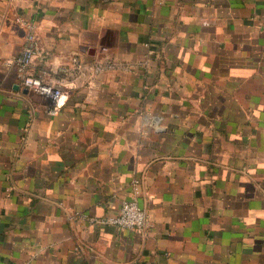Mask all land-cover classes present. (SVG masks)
<instances>
[{"label": "crops", "instance_id": "1", "mask_svg": "<svg viewBox=\"0 0 264 264\" xmlns=\"http://www.w3.org/2000/svg\"><path fill=\"white\" fill-rule=\"evenodd\" d=\"M28 26L33 72L99 45L137 65L48 114ZM125 199L143 230L75 215ZM0 264H264V0H0Z\"/></svg>", "mask_w": 264, "mask_h": 264}, {"label": "built area", "instance_id": "2", "mask_svg": "<svg viewBox=\"0 0 264 264\" xmlns=\"http://www.w3.org/2000/svg\"><path fill=\"white\" fill-rule=\"evenodd\" d=\"M102 57L80 59L73 57L69 64L57 66L38 73L31 70L32 60L38 51V42L32 26H28L25 44L15 57L17 76L22 86L33 95L46 98L52 106L47 113L54 115L57 112L58 101L63 94V87L67 81L81 80L91 82L99 75L113 70L132 71L134 64L125 63L113 58L108 47L99 45ZM133 191L138 193V181L132 182ZM75 215L85 219L89 224H101L117 229L143 230L147 226V215L135 199L122 200L116 213L97 218L77 211Z\"/></svg>", "mask_w": 264, "mask_h": 264}]
</instances>
